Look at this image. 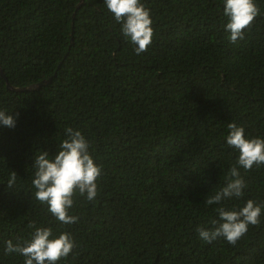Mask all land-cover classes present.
I'll return each mask as SVG.
<instances>
[{"label":"trees","instance_id":"16d2710c","mask_svg":"<svg viewBox=\"0 0 264 264\" xmlns=\"http://www.w3.org/2000/svg\"><path fill=\"white\" fill-rule=\"evenodd\" d=\"M254 2L260 15L233 44L224 0H141L154 35L137 55L104 0H0V110L16 117L0 125V264H24L5 247L30 239L31 222L74 238L59 264H264V208L236 246L197 232L219 207L264 205V166L246 172L226 143L229 123L264 139V0ZM69 127L102 175L95 200L74 196L79 221L62 225L35 198L33 165L40 152L55 158ZM234 165L243 197L208 205Z\"/></svg>","mask_w":264,"mask_h":264},{"label":"clouds","instance_id":"9594fccd","mask_svg":"<svg viewBox=\"0 0 264 264\" xmlns=\"http://www.w3.org/2000/svg\"><path fill=\"white\" fill-rule=\"evenodd\" d=\"M107 9L113 14L117 23L122 25L121 32L125 38L135 45L137 55L147 52L154 35L150 11L141 0H104ZM224 15L228 18L225 31L230 33L229 40L235 44L244 39L246 29H250L260 10L254 0H224ZM18 117V114H17ZM0 125L10 129L16 126V117L0 110ZM229 134L226 143L230 148L238 150L237 165L246 172L253 167L264 166V139L245 138V129L235 123L228 124ZM66 139L58 146V154L54 159L49 158L47 151L35 156L33 187L36 189L35 198L48 206V211L62 225H73L79 217L71 215L74 206V196H86L93 201L98 195L97 181L102 175L89 151L91 145L80 131L71 127L65 130ZM17 180L15 172H11L7 187L12 188ZM247 184L240 175L236 165L229 170L226 186L215 195L208 197V205L221 204L226 199L242 198ZM264 205L248 200L239 210H226L224 207L215 209L218 219L210 223L211 230L198 227L199 237L211 244L223 238L230 245L246 235L249 226H259ZM34 229L31 238L14 244L6 241L5 253L18 254L24 257V264H59L67 260L78 247L74 238L68 232L53 238L51 227H36L35 222L28 224Z\"/></svg>","mask_w":264,"mask_h":264},{"label":"water","instance_id":"95a60500","mask_svg":"<svg viewBox=\"0 0 264 264\" xmlns=\"http://www.w3.org/2000/svg\"><path fill=\"white\" fill-rule=\"evenodd\" d=\"M0 74H1L3 77H6L4 71H3L2 67H1V65H0ZM50 82H51V80H49V81H45V82H43V83H41V84L34 85V86H32V87H29V88H16V87H13L11 84H8V87H9V89H11V90H13V91H16V92H27V91H29V90L39 89V88H41L42 86H44V85H46V84H48V83H50Z\"/></svg>","mask_w":264,"mask_h":264}]
</instances>
